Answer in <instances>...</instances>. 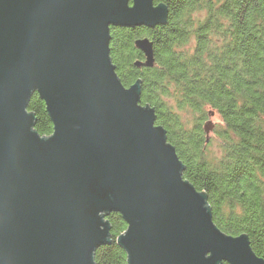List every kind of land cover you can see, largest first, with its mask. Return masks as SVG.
Returning <instances> with one entry per match:
<instances>
[{
    "label": "water",
    "instance_id": "95a60500",
    "mask_svg": "<svg viewBox=\"0 0 264 264\" xmlns=\"http://www.w3.org/2000/svg\"><path fill=\"white\" fill-rule=\"evenodd\" d=\"M154 1L0 0V264H94L111 213L128 264H264L247 235L216 227L140 84L118 79L110 30L165 25ZM134 45L136 67L153 68L154 43ZM35 94L48 137L28 111Z\"/></svg>",
    "mask_w": 264,
    "mask_h": 264
},
{
    "label": "trees",
    "instance_id": "16d2710c",
    "mask_svg": "<svg viewBox=\"0 0 264 264\" xmlns=\"http://www.w3.org/2000/svg\"><path fill=\"white\" fill-rule=\"evenodd\" d=\"M168 8L165 25L111 28L110 59L126 88L140 84V105L156 113L184 170L182 178L207 197L217 228L247 235L264 260V0H155ZM154 43L153 68H138L144 55L135 41ZM211 109L220 156H210L202 122ZM28 111L42 137L53 134L45 103L35 94ZM198 116L185 122L182 114ZM111 242L94 264H128L118 238L127 225L107 218ZM227 264V263H224Z\"/></svg>",
    "mask_w": 264,
    "mask_h": 264
},
{
    "label": "rangeland",
    "instance_id": "374dc122",
    "mask_svg": "<svg viewBox=\"0 0 264 264\" xmlns=\"http://www.w3.org/2000/svg\"><path fill=\"white\" fill-rule=\"evenodd\" d=\"M206 110L208 111V116L206 115V120L202 122V126H203V129L206 125L210 124L212 126L211 131L208 134L205 133V137L208 143L211 141V145L210 147H208L209 155L210 156H214V155L220 156V146H219L220 143L217 138V131H216V127H218L221 123L220 117L217 113L211 116L210 112L211 111L214 112V111L211 109H206ZM181 116L185 122H189L191 123V125L192 123L195 122V120L198 119V116L193 113H190V114L186 113V114H182Z\"/></svg>",
    "mask_w": 264,
    "mask_h": 264
}]
</instances>
